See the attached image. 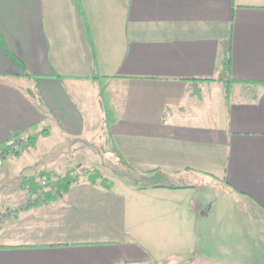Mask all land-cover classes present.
Instances as JSON below:
<instances>
[{
    "label": "crops",
    "instance_id": "obj_1",
    "mask_svg": "<svg viewBox=\"0 0 264 264\" xmlns=\"http://www.w3.org/2000/svg\"><path fill=\"white\" fill-rule=\"evenodd\" d=\"M92 136L158 180L22 183ZM0 153V264H264V0H0Z\"/></svg>",
    "mask_w": 264,
    "mask_h": 264
},
{
    "label": "rangeland",
    "instance_id": "obj_2",
    "mask_svg": "<svg viewBox=\"0 0 264 264\" xmlns=\"http://www.w3.org/2000/svg\"><path fill=\"white\" fill-rule=\"evenodd\" d=\"M107 139V138H106ZM106 139H101L100 136H92L89 138L90 142H78L70 143L66 141L63 145L64 149L58 154L53 160L50 159L49 163L52 161V166H55L56 170L65 172L69 168L77 167L82 164L83 167L102 165L108 169L109 174H117L122 176L125 179L138 183L140 186H147L156 182L158 179L154 176L151 178L150 173L142 175V171H138L135 167L132 169L129 168V164L125 163L122 160L120 151L111 144ZM47 140L46 142H48ZM51 142V141H49ZM46 145V144H45ZM44 148V143H41L39 149H33L37 155L40 154V151ZM25 151V150H24ZM29 150H26L24 153H28ZM108 167V168H107ZM60 168V169H59ZM62 168V169H61ZM140 182V183H139ZM0 189L3 190L2 186ZM0 190V192H1ZM231 250L224 248V255L230 257L232 255ZM230 263L228 260L227 264ZM161 264H204L201 258H184V259H170L169 261Z\"/></svg>",
    "mask_w": 264,
    "mask_h": 264
},
{
    "label": "trees",
    "instance_id": "obj_3",
    "mask_svg": "<svg viewBox=\"0 0 264 264\" xmlns=\"http://www.w3.org/2000/svg\"><path fill=\"white\" fill-rule=\"evenodd\" d=\"M81 1L82 0H76V3L79 8H81ZM222 70H223V78L225 79L226 86L228 87V85L232 81L231 80L232 66H231V57L229 54H227L225 57ZM24 74L28 75L27 72H25ZM253 83H258V82L253 81ZM227 96H228V93H227ZM48 132H49V129H44L40 133L25 136V137H26V140H28V142L34 146L36 145L37 140L41 136L47 135ZM21 152H17V153H21ZM122 160L125 163L129 164L128 165L129 168L132 169L134 167L132 163H129L128 161L124 160L123 157H122ZM81 167H82V164L74 168L72 167L64 174H58L55 171H50V170H43L34 176L24 177L22 183L24 185L30 184L33 192H39L40 190L48 189L47 192L53 196V199H57L67 194L71 190L73 184L80 182L82 180H86L94 185H102L106 189H113L115 187V182L109 179L108 177L104 176V174L98 168H88L85 173H81L79 170ZM149 172H153V171L151 170ZM43 180L48 181V186L42 185ZM52 185L57 186L56 192H53L50 189Z\"/></svg>",
    "mask_w": 264,
    "mask_h": 264
},
{
    "label": "built area",
    "instance_id": "obj_4",
    "mask_svg": "<svg viewBox=\"0 0 264 264\" xmlns=\"http://www.w3.org/2000/svg\"><path fill=\"white\" fill-rule=\"evenodd\" d=\"M28 146V142L26 140H18L16 141L13 145H12V150L14 152H21L23 151L26 147ZM5 165V159H4V155L3 153H0V168L3 167ZM42 185L43 186H48V181L47 180H43L42 181ZM50 189L53 191V192H56L57 191V186L56 185H52L50 187ZM37 195L39 197H44V193L42 192H39L37 193Z\"/></svg>",
    "mask_w": 264,
    "mask_h": 264
}]
</instances>
